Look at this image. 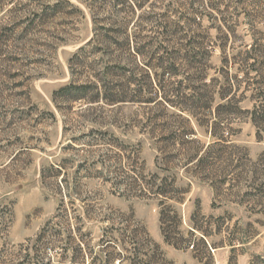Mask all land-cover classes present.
Wrapping results in <instances>:
<instances>
[{
	"label": "rangeland",
	"instance_id": "1",
	"mask_svg": "<svg viewBox=\"0 0 264 264\" xmlns=\"http://www.w3.org/2000/svg\"><path fill=\"white\" fill-rule=\"evenodd\" d=\"M0 264H264V0H0Z\"/></svg>",
	"mask_w": 264,
	"mask_h": 264
}]
</instances>
